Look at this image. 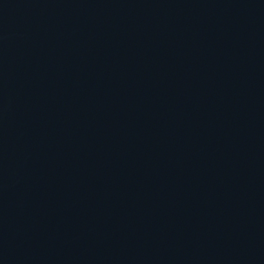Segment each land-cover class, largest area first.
<instances>
[{
    "label": "water",
    "instance_id": "obj_1",
    "mask_svg": "<svg viewBox=\"0 0 264 264\" xmlns=\"http://www.w3.org/2000/svg\"><path fill=\"white\" fill-rule=\"evenodd\" d=\"M0 264H264V0H0Z\"/></svg>",
    "mask_w": 264,
    "mask_h": 264
}]
</instances>
